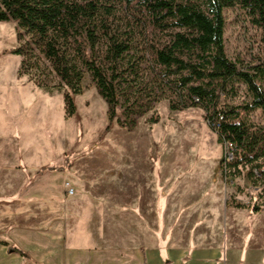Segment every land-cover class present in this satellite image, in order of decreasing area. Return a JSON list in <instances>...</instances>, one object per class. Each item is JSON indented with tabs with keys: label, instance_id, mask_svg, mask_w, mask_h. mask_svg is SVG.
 I'll return each instance as SVG.
<instances>
[{
	"label": "rangeland",
	"instance_id": "374dc122",
	"mask_svg": "<svg viewBox=\"0 0 264 264\" xmlns=\"http://www.w3.org/2000/svg\"><path fill=\"white\" fill-rule=\"evenodd\" d=\"M224 16L227 56L240 70L264 66V31L237 7L225 9ZM18 32L15 22H0V49L16 47ZM36 62L50 76L47 89L35 86L28 75H22L17 85V63L12 59L1 63L7 103L18 110L19 133L14 135L20 141L14 142L22 147L30 138L31 146L47 145L54 155L60 153L61 165L65 158L71 161L68 168L74 169L75 194L95 201L92 207L84 203V209L94 210L92 225L103 242L152 245L164 239L181 243L182 249L191 245L199 249L203 243L217 248L220 243L226 264L232 263L234 249L244 245L246 264L260 262L264 211L250 214L249 207L264 202V185L260 181L254 185L249 169L240 177L223 175L220 159L227 148L218 141L203 109L171 110L168 101L162 100L155 107L156 123L146 122L147 114L132 131L113 125L104 132L106 103L88 74L83 76L82 92L75 95V115L66 117L63 87L45 61ZM237 84L239 101L244 98V85ZM28 100L26 109L22 104ZM28 110L31 114L20 125ZM251 118L260 120V112ZM157 225L171 227V234L152 235L144 230ZM186 257L185 262L190 261L189 253Z\"/></svg>",
	"mask_w": 264,
	"mask_h": 264
},
{
	"label": "trees",
	"instance_id": "16d2710c",
	"mask_svg": "<svg viewBox=\"0 0 264 264\" xmlns=\"http://www.w3.org/2000/svg\"><path fill=\"white\" fill-rule=\"evenodd\" d=\"M234 7L264 31V0H0V22L19 30V44L0 55L21 56L17 76L47 89L50 76L36 62L45 61L63 87L66 117L77 111L75 95L87 73L106 103L104 132L113 125L132 131L147 114L145 121L156 123L162 100L171 110L199 107L218 141L231 144L232 158L220 159L223 175L249 169L254 185H264V66L240 70L227 56L224 10ZM238 82L244 98L236 101ZM255 112L260 120L251 118ZM70 164L65 158L37 173ZM249 210L263 212L264 202Z\"/></svg>",
	"mask_w": 264,
	"mask_h": 264
},
{
	"label": "crops",
	"instance_id": "0c3cea01",
	"mask_svg": "<svg viewBox=\"0 0 264 264\" xmlns=\"http://www.w3.org/2000/svg\"><path fill=\"white\" fill-rule=\"evenodd\" d=\"M11 59L17 63L16 83L20 86V57L0 55V264H226L221 260L220 243L217 248L203 243L199 249L193 245L182 249L181 243H165L164 239L152 245L127 240L119 244L103 242L92 225L94 210L84 209V203L92 207L95 201L86 194H75L74 169L37 173L41 167L61 165V154L54 155L47 145L31 146L30 138L22 147L21 142H14L19 139L14 135L19 133V125H15L18 110L7 103L1 68L2 61ZM29 101L22 104L26 109ZM30 114L28 110L20 125ZM68 187L73 188L71 194ZM144 230L152 235L171 234V227L159 225ZM11 246L20 248L28 258ZM243 247L234 249L231 264H246ZM188 253L191 259L185 262ZM260 258L256 264H264V248Z\"/></svg>",
	"mask_w": 264,
	"mask_h": 264
},
{
	"label": "built area",
	"instance_id": "2783aa9c",
	"mask_svg": "<svg viewBox=\"0 0 264 264\" xmlns=\"http://www.w3.org/2000/svg\"><path fill=\"white\" fill-rule=\"evenodd\" d=\"M225 147L227 148V151L225 152L226 155H227V160H230L232 158V155H231V152H230L231 144L227 143V144H225ZM72 192H73V188L68 187V194H71Z\"/></svg>",
	"mask_w": 264,
	"mask_h": 264
}]
</instances>
